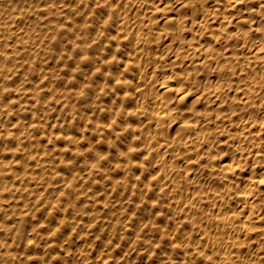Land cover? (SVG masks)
Instances as JSON below:
<instances>
[{
  "label": "bare ground",
  "instance_id": "6f19581e",
  "mask_svg": "<svg viewBox=\"0 0 264 264\" xmlns=\"http://www.w3.org/2000/svg\"><path fill=\"white\" fill-rule=\"evenodd\" d=\"M0 264H264V0H0Z\"/></svg>",
  "mask_w": 264,
  "mask_h": 264
}]
</instances>
